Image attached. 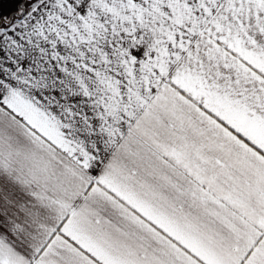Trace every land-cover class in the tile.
<instances>
[{"label":"snow or ice","instance_id":"1","mask_svg":"<svg viewBox=\"0 0 264 264\" xmlns=\"http://www.w3.org/2000/svg\"><path fill=\"white\" fill-rule=\"evenodd\" d=\"M0 264H264V0H0Z\"/></svg>","mask_w":264,"mask_h":264}]
</instances>
